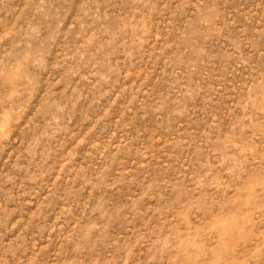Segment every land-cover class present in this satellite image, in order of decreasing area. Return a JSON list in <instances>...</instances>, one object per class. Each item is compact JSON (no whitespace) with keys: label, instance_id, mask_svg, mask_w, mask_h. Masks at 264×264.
<instances>
[{"label":"rangeland","instance_id":"obj_1","mask_svg":"<svg viewBox=\"0 0 264 264\" xmlns=\"http://www.w3.org/2000/svg\"><path fill=\"white\" fill-rule=\"evenodd\" d=\"M0 264H264V0H0Z\"/></svg>","mask_w":264,"mask_h":264}]
</instances>
